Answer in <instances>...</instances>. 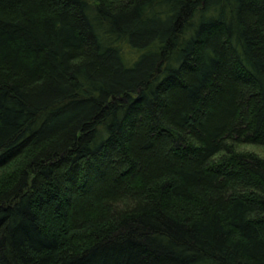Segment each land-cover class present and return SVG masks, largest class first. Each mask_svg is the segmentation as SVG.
<instances>
[{
	"label": "trees",
	"instance_id": "16d2710c",
	"mask_svg": "<svg viewBox=\"0 0 264 264\" xmlns=\"http://www.w3.org/2000/svg\"><path fill=\"white\" fill-rule=\"evenodd\" d=\"M264 0H0V264H264Z\"/></svg>",
	"mask_w": 264,
	"mask_h": 264
},
{
	"label": "rangeland",
	"instance_id": "374dc122",
	"mask_svg": "<svg viewBox=\"0 0 264 264\" xmlns=\"http://www.w3.org/2000/svg\"><path fill=\"white\" fill-rule=\"evenodd\" d=\"M242 147L253 149V150H256L260 153H264V148L261 146H256V145H252V144H244V145H242Z\"/></svg>",
	"mask_w": 264,
	"mask_h": 264
}]
</instances>
